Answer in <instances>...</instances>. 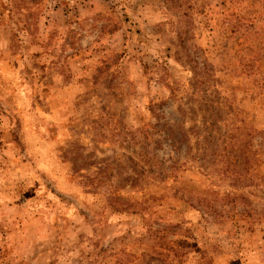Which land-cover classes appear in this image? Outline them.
Masks as SVG:
<instances>
[{
	"label": "rangeland",
	"instance_id": "rangeland-1",
	"mask_svg": "<svg viewBox=\"0 0 264 264\" xmlns=\"http://www.w3.org/2000/svg\"><path fill=\"white\" fill-rule=\"evenodd\" d=\"M0 264H264V0H0Z\"/></svg>",
	"mask_w": 264,
	"mask_h": 264
},
{
	"label": "trees",
	"instance_id": "trees-1",
	"mask_svg": "<svg viewBox=\"0 0 264 264\" xmlns=\"http://www.w3.org/2000/svg\"><path fill=\"white\" fill-rule=\"evenodd\" d=\"M164 104V102H160V103H158L157 105L156 104H153V103H151L150 104V112L152 113V114H154L155 115V117H157L158 115H157V113H155L154 112V109L155 108H158V106H160V105H163ZM172 128H170V130H171ZM173 139V138H172ZM169 140H171V139H169Z\"/></svg>",
	"mask_w": 264,
	"mask_h": 264
}]
</instances>
